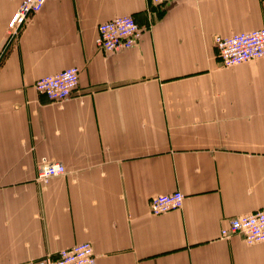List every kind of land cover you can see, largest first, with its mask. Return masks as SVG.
<instances>
[{
  "label": "crops",
  "instance_id": "obj_1",
  "mask_svg": "<svg viewBox=\"0 0 264 264\" xmlns=\"http://www.w3.org/2000/svg\"><path fill=\"white\" fill-rule=\"evenodd\" d=\"M23 0H0V264L92 243L96 264H264V243L221 238L264 208V58L225 68L216 36L264 28V0H48L8 40ZM133 16L139 44L96 48ZM80 69L59 106L38 79ZM66 174L37 180L41 159ZM179 191L163 215L150 200Z\"/></svg>",
  "mask_w": 264,
  "mask_h": 264
},
{
  "label": "built area",
  "instance_id": "obj_2",
  "mask_svg": "<svg viewBox=\"0 0 264 264\" xmlns=\"http://www.w3.org/2000/svg\"><path fill=\"white\" fill-rule=\"evenodd\" d=\"M48 0H23L18 10L9 21L8 40L18 41L31 17L40 12ZM153 4H163L168 0H150ZM145 29L133 16H119L98 26L95 40L96 48L105 54L131 49L139 44ZM215 48L221 65L225 68L240 65L264 58V28L234 34L232 36H216ZM3 55L0 56L2 60ZM80 69L67 68L55 75L38 79L35 88L38 93L50 101L62 106L73 97L79 83ZM66 168L60 162L47 158L40 160L37 166V180L43 183L51 178L66 174ZM185 195L179 191L161 194L150 200V212L163 215L183 207ZM241 234L249 245L264 243V208L250 214L231 218L228 225L221 230V238ZM92 243L85 242L71 248L61 250L55 257L32 259L20 264H96Z\"/></svg>",
  "mask_w": 264,
  "mask_h": 264
}]
</instances>
